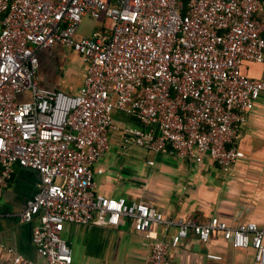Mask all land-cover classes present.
Here are the masks:
<instances>
[{
    "label": "built area",
    "instance_id": "1",
    "mask_svg": "<svg viewBox=\"0 0 264 264\" xmlns=\"http://www.w3.org/2000/svg\"><path fill=\"white\" fill-rule=\"evenodd\" d=\"M87 16L99 26L80 35ZM59 45L86 64L77 92L40 84L39 52ZM247 61L264 62V0H0V197L16 164L38 171L21 220L40 218L33 242L47 264H76L66 223L123 219L137 233L162 227L150 264H171V250L191 232L252 247L264 264V222L169 218L144 201L99 193L94 183L93 165L110 150L112 132L126 146L189 161L208 156L230 173L245 157L234 144L240 126L264 96V79L241 69ZM115 111L141 126L118 124Z\"/></svg>",
    "mask_w": 264,
    "mask_h": 264
},
{
    "label": "crops",
    "instance_id": "2",
    "mask_svg": "<svg viewBox=\"0 0 264 264\" xmlns=\"http://www.w3.org/2000/svg\"><path fill=\"white\" fill-rule=\"evenodd\" d=\"M98 26L99 21L81 31V25L79 34L89 35ZM68 50L73 52V62L66 59ZM39 59L41 86L69 93L82 86L86 64L70 48L59 45L41 50ZM244 66L249 76L264 79V62L247 61ZM44 67L47 76L41 72ZM114 119L120 125L141 126L121 111L114 112ZM110 144V150L93 165L97 192L144 201L169 218H193L202 223L218 216L230 224L264 222V96L255 102L248 120L240 126L234 144L245 157L228 174L208 156L189 161L169 152L126 146L117 132L110 134ZM14 168L12 181L0 197V264H14L16 255L23 257V264H47L33 242V229L40 218L21 220L27 200L37 192L40 175L18 164ZM173 232L175 227L169 229L166 238ZM62 235L73 250L76 264H150L152 245L155 237L162 235V227L137 233L129 219L117 226L66 223ZM208 253L222 258H209ZM170 260L171 264H256L252 247L234 248L220 233L203 242L191 232L171 250Z\"/></svg>",
    "mask_w": 264,
    "mask_h": 264
},
{
    "label": "rangeland",
    "instance_id": "3",
    "mask_svg": "<svg viewBox=\"0 0 264 264\" xmlns=\"http://www.w3.org/2000/svg\"><path fill=\"white\" fill-rule=\"evenodd\" d=\"M97 22V20H95V19H93L92 17H90V16H87V17H85L84 18V21H83V24H82V28H81V31L86 27V30H89L90 28H91V26H93V25H95V23ZM106 25H109L110 26V21L109 20H107L106 21ZM88 28V29H87ZM65 54H67V61H69V62H73L72 60H73V52H69V50L68 51H66V53ZM54 69L56 70V71H58V69H56L55 67H54ZM242 71L243 72H245V66L243 65L242 66ZM41 72H43V75H45V76H47V74H48V72H47V69H46V67H44L43 68V71H41Z\"/></svg>",
    "mask_w": 264,
    "mask_h": 264
}]
</instances>
